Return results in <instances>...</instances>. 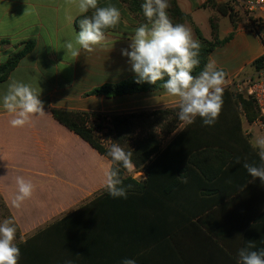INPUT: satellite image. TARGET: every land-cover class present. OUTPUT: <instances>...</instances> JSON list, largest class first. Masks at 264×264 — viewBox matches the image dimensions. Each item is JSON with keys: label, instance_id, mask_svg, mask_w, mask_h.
Wrapping results in <instances>:
<instances>
[{"label": "crops", "instance_id": "1", "mask_svg": "<svg viewBox=\"0 0 264 264\" xmlns=\"http://www.w3.org/2000/svg\"><path fill=\"white\" fill-rule=\"evenodd\" d=\"M230 1L177 3L191 18L187 26L195 39L197 27L213 41L211 20L217 21L224 42L206 65L222 69L231 86L253 72L264 45L248 20L233 22L221 13ZM98 3L119 8L121 23L108 30L102 45L91 53L81 50L76 58L64 49L79 32L74 23L80 15L69 0H0V65L34 42L0 81V97L22 82L40 92L45 111L13 128L0 102V199L19 229V264H122L125 258L136 264H239L238 252L249 241L252 250L264 249V183L243 167L259 165V149L250 141L264 133L244 115L226 111L231 128L236 132L240 126L245 140L226 145L172 142L185 127L182 122L163 139L159 159L143 169L132 164L131 177L143 189L126 192V198L112 197L105 186L112 162L55 118L54 110L119 115L178 106L163 89L89 94L136 77L121 50L130 51L128 37L140 22L121 0ZM229 154L234 158L225 162ZM17 176L36 186L19 207L13 205Z\"/></svg>", "mask_w": 264, "mask_h": 264}, {"label": "clouds", "instance_id": "2", "mask_svg": "<svg viewBox=\"0 0 264 264\" xmlns=\"http://www.w3.org/2000/svg\"><path fill=\"white\" fill-rule=\"evenodd\" d=\"M69 2L76 6L77 14L84 17L78 21L80 31H74V40L64 44L66 52L77 58L81 50L91 53L95 46L102 45L107 39L108 30L120 25L122 14L113 4L99 6L98 0ZM169 7V0H144L141 8L147 23L134 29L128 37L130 51L122 49V55L128 58L137 83L156 85L158 81H164L161 87L169 96L176 98L181 122L191 125L200 117L205 126H212L222 109L226 73L209 63L198 75L192 74L199 65L201 44L193 37L188 26L172 22L167 12ZM90 11L91 15H86ZM73 19L69 17L70 21ZM39 95L37 89L22 82L9 86L0 97V102L12 116L9 121L11 127L23 128L33 116L44 115V104ZM250 143L253 149H259L260 163L245 162L243 167L252 178H259L264 183V136H258ZM108 156L113 167L105 171L107 191L112 197L126 198V190L119 187L122 183L119 172L120 166L127 170L133 167L132 152L113 144ZM15 184L17 193L13 205L19 207L24 200L31 198L36 186L23 176H17ZM16 232L13 220L0 222V264H19L21 251L15 243ZM254 247L249 241L246 247L239 250V264H264V249L252 250ZM122 264H136V261L125 258Z\"/></svg>", "mask_w": 264, "mask_h": 264}, {"label": "trees", "instance_id": "3", "mask_svg": "<svg viewBox=\"0 0 264 264\" xmlns=\"http://www.w3.org/2000/svg\"><path fill=\"white\" fill-rule=\"evenodd\" d=\"M121 1L126 4L127 8L134 14L140 24L147 23V20L144 17L141 8V4L144 2V0ZM169 4L170 7L167 9V12L174 24L183 23L187 26V23H192L191 18L181 11L177 0H169ZM220 11L223 15H229L233 22H235L238 18V16L233 12L230 3L226 6L225 9H220ZM86 15H91V12L87 13ZM83 18V16H80L75 20L74 25L78 31H80L78 21ZM211 24L214 37L213 41L206 40L203 37L201 31L197 27H195V34L201 44V49L198 57L199 65L195 67L192 71V74L194 76L198 75L202 70H204L211 52L218 45L224 42V40L220 41L218 38V24L215 18L211 20ZM33 48V41L26 43L22 51L10 57L5 63L0 65V81H4L18 65L19 61ZM263 63L264 54L259 59L254 61L251 67L253 68V70H256L263 66ZM165 79H167V77H165ZM136 80L137 77L131 78L130 80L121 82L116 85H104L100 88L91 91L89 94H100L105 95L107 97H112L124 94L157 92L162 90L161 85L164 82L158 81L156 85H152L147 82L137 83ZM229 102H236L237 104H240L244 112V116L250 123L253 122L256 116H258L257 112L256 115L253 113V108H255L256 110V106L251 99L244 97V95L240 92L231 93L230 91H228V89H224L223 105L219 114L220 117H218L219 120L217 119L215 124L212 126H205L203 124V120L200 117H197L193 124H186L185 127L172 139V142L191 141L194 147H197L199 145L208 147L220 143L226 145L232 141H245L241 137L240 126H238V130L235 132L234 129L231 128L229 115H227L225 109H223L224 106H226ZM178 111V107H172L152 111L125 113L116 117L114 121V129L116 131L117 137L120 138V141H122V139L124 140L125 136L128 133H131V131H133L138 126V124L134 123L133 119L138 118L140 124H144L146 122L149 124L148 137L136 141L133 149H124L126 152H132L131 160L132 164H134L136 168L143 169V165L145 162H151L153 159H159L162 156L161 144L163 141V137L161 136V133H165V135L172 134L182 123L177 116ZM235 111L238 115H240L237 110ZM54 116L59 122L69 128L71 131L75 132L77 135H79L93 148H95L100 154L106 156L112 162L111 157L108 156L109 150L106 149L105 144L103 143L98 133L101 126L98 124L90 125V121L92 119H98L101 116H104L103 114L79 111L54 110ZM171 117L174 119H172ZM224 121H226L230 125H216L217 123L220 124V122L223 123ZM223 137H227L228 140L223 139ZM229 158H234V156L231 154L225 155V162ZM112 167L113 164L111 168ZM119 177L122 181L119 187L124 188L126 192L140 191L143 189V186L140 183L134 180L131 176L127 175V169L123 168L122 166H120Z\"/></svg>", "mask_w": 264, "mask_h": 264}, {"label": "built area", "instance_id": "4", "mask_svg": "<svg viewBox=\"0 0 264 264\" xmlns=\"http://www.w3.org/2000/svg\"><path fill=\"white\" fill-rule=\"evenodd\" d=\"M230 5L238 17H243L250 22V26L259 35L264 45V0H231ZM234 85L236 89L238 88V92L254 102L259 113L258 125L264 129V63L259 69L245 75Z\"/></svg>", "mask_w": 264, "mask_h": 264}, {"label": "rangeland", "instance_id": "5", "mask_svg": "<svg viewBox=\"0 0 264 264\" xmlns=\"http://www.w3.org/2000/svg\"><path fill=\"white\" fill-rule=\"evenodd\" d=\"M196 39H197V37H196ZM224 89H228V91H230L231 93H235V92L239 93L237 90L238 88L236 89V85H234V84L231 86L225 85ZM176 107H178V106H176ZM223 109H225V111L231 110V109L237 110L240 115H244V112L242 110L241 105L237 104L236 102L227 103V105L224 106ZM256 112H257V110H255V108H253V113L255 115L258 113V112L257 113ZM177 114H178V112H177ZM120 115L121 114H119V115H104L98 119H92L90 121V125L98 124L101 126L102 129L101 128H100V130L98 129L99 130L98 133H99L103 143L105 144L106 149H108V150L111 148V146L113 144H118L123 149H127V148L133 149L136 141H138L140 139H144V138L148 137V135H149V130H148L149 124L147 122L144 124H140L139 119L137 118V119H133V121H134V123L138 124V126L133 131H131V133H128L125 136L124 140L122 139V141H120V138L117 137L116 131L114 129V121H115L116 117H118ZM172 119H174V118H172ZM217 119L219 120V118H217ZM258 119H259V113H258V116H256V118L253 120V122L252 123L249 122V124H250V126H254L255 129H258L259 131H262L264 133V129L258 125ZM254 122H256V124H253ZM221 124L226 125L228 123L226 121H224L223 123L220 122V124L217 123L216 125H221ZM228 125H230V124H228ZM171 126H172V123H171ZM223 127H225V126H223ZM161 136L163 137L162 139H165L167 137V135H165V133H161ZM223 139L228 140L227 137H223ZM127 175L131 176V170H127ZM5 219H11V217H10L9 213L6 211V209L3 206V203L1 202V199H0V222H3ZM15 227L17 229L15 243H18L19 229H18L17 225H15Z\"/></svg>", "mask_w": 264, "mask_h": 264}]
</instances>
